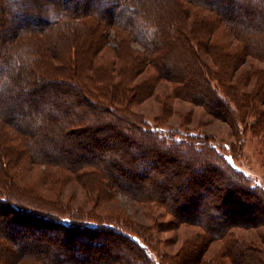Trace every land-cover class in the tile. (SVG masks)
<instances>
[{
	"label": "trees",
	"instance_id": "1",
	"mask_svg": "<svg viewBox=\"0 0 264 264\" xmlns=\"http://www.w3.org/2000/svg\"><path fill=\"white\" fill-rule=\"evenodd\" d=\"M152 96L167 109L154 125L137 109ZM173 98L264 155V0H0V264H96L115 237L134 258L109 264H161L148 233L181 224L203 230L168 264H210L221 238L233 264H264L233 233L264 224V186L209 134L160 126ZM120 194L150 208L134 218ZM24 233L68 253H31Z\"/></svg>",
	"mask_w": 264,
	"mask_h": 264
},
{
	"label": "rangeland",
	"instance_id": "2",
	"mask_svg": "<svg viewBox=\"0 0 264 264\" xmlns=\"http://www.w3.org/2000/svg\"><path fill=\"white\" fill-rule=\"evenodd\" d=\"M138 47H140V45H138ZM163 89L168 90L170 89V86L165 85L163 88H159L158 92L162 93ZM171 103L173 110L165 116L167 124L160 123V126L164 127V129H167L169 126L182 133L192 132L209 134L215 138L212 142H214L222 152L227 154L232 153L234 155L233 163L237 168L264 186V155L262 153V144L260 143L258 137L251 135L250 132H246L241 137V140H239L234 135V130L228 122L220 120L207 113L202 106L181 98H173ZM137 109L143 112L147 120L153 125L155 124L154 117L159 114L163 115L167 111L166 109L164 113L162 112L161 104L155 96L147 98L141 104H138ZM233 146L236 149L235 152L232 151ZM182 167H184L183 164ZM219 184L225 186L227 183L223 181ZM69 191H74L78 194V197H84L85 194L84 189H82L77 183H73L71 185L68 184L65 191L66 195ZM117 199L120 200L121 205L123 203V206L128 209V212L132 211L134 218H140L142 213L150 208L148 204L135 202L127 195L120 194ZM79 200L83 201L82 199L77 198L74 200L75 204H78ZM109 202L110 203L105 205L101 204L99 209L112 210L121 206L118 203ZM256 202H258V206L263 207L258 200H256ZM153 209H155L156 213L160 214V218L162 220L167 222V220L169 221L172 219V215L166 211L164 206H159V208L153 207ZM191 212L195 215L194 217L197 216L195 211ZM263 214L264 210H258V215L254 218V220L259 221V219L264 216ZM200 230L203 229L198 226H188L187 224H181L175 228L171 227L164 230L155 229L148 233L152 238H154V248L151 249V252L154 253L159 263L168 264L165 256L177 252L179 247L182 244H185L184 240L186 237L189 238L192 233ZM233 230L234 235H237L246 241H255L258 246L264 245V239L262 240L261 238V235L264 233V224H256V227L251 228L236 226ZM24 234L25 237L23 242L25 243V246H28L29 250H33L31 253L40 252L39 254H43V250H52L53 252L55 251L61 254L68 253V251L63 248H55L53 242L48 244L45 240H38V238L36 236L34 237L31 233ZM114 240V244H109L107 253H104L100 259L94 260L96 264H105L108 262L116 263L115 260L117 259H114V257L118 254L122 257L128 256L131 258L132 256L134 258L133 252L126 243L121 242L116 237ZM227 242V238H221L210 244L208 251L204 254V257L210 261V264H233V261L231 257L228 256V252L226 250ZM202 262L196 264H204ZM15 264H30V261L21 259Z\"/></svg>",
	"mask_w": 264,
	"mask_h": 264
}]
</instances>
